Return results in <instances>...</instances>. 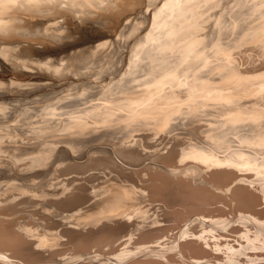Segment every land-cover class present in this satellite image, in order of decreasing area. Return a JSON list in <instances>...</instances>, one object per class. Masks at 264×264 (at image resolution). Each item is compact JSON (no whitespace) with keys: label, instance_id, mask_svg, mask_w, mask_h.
Here are the masks:
<instances>
[{"label":"bare ground","instance_id":"1","mask_svg":"<svg viewBox=\"0 0 264 264\" xmlns=\"http://www.w3.org/2000/svg\"><path fill=\"white\" fill-rule=\"evenodd\" d=\"M75 1L80 2L79 0ZM87 1L85 5H87ZM96 1L93 2L100 3V1ZM101 1L106 2L105 0ZM117 1L115 0L116 3H114L115 10L119 6L116 4L123 5V2L125 4L127 0H123V2L119 0L120 3ZM159 1L165 2L164 6L162 4L159 6L158 1L154 0L153 2L159 6L157 11L154 9L155 3L151 2L150 4H153L151 8L154 9L153 14L148 12L150 9L148 7L144 12L149 17V21V13L152 16L149 28L146 26L148 28L145 30V32L147 31L146 35L143 33L144 31L142 32V27L141 30L139 29L143 33L142 41H144L142 43L141 40L139 41L141 45L136 42L134 46H138L134 49L129 46L130 50L133 49L132 53H129L131 54L130 63L125 59L126 56L124 58L127 65L129 63V66L132 67H142L149 72L151 78L147 77L144 80L145 86L141 84V88L121 94L118 96L120 99L115 102H109V99L103 98L102 94L106 93L104 91L109 85L112 87L111 84L115 78L121 77L124 73L125 70L121 72L122 66L120 65L121 71L117 69L119 72H116L114 69L117 75L113 76V72V75L107 76L108 78L103 77L102 83L92 87L90 95L86 98L82 92H77L78 90L73 91V94L71 91H67L64 92V95L63 92L60 94L63 97L59 95L60 100L48 98L40 104L33 103L30 106L27 103L26 106L29 107L24 108L26 99L18 96L22 101L24 99L23 103L25 104L22 105L21 100L20 103L15 104L14 100L10 101L9 94L7 98L10 102H13L15 106H23L14 109V107L11 108L13 105L10 104L12 103L5 101L7 92L5 93L6 99L0 97V102H2L0 104V264H264V177L261 176V170L264 171V65H261L259 60L253 61L255 63L258 61L260 64L258 66L256 63L257 68L254 67L256 64L251 65V60H254L251 59L253 56L251 54V57L248 55L250 58L247 60L251 59L249 65L255 69H247L244 66L245 69L242 70L235 58L237 56H234L233 53L217 55L214 64L211 63L213 60L209 58V54H204L202 61L199 62L197 56H192L194 49L191 47L193 43H199L203 48H208L223 39L228 43H237V48L244 44L245 47L250 44L252 47L253 44L256 47L257 44L259 50L254 48V51H264V0ZM107 2L109 1L107 0ZM129 2L131 3V0ZM66 3V0H0V31L13 34V31L20 27L18 25L20 22L22 24L28 21L32 22L35 15L39 17L37 14L40 13L39 9L50 4H63L66 6L60 7L65 9L69 7ZM137 3H135L136 6H138ZM148 3L146 6L150 5ZM111 4L113 5V2ZM127 4H125L126 7H128ZM135 4L134 6L133 3L132 6L130 5L134 10ZM83 5L79 7L81 8ZM112 5L107 8L111 10ZM122 5L121 9L124 6ZM142 5L145 4H141V7H145ZM84 6L81 9L87 8ZM102 6L104 7V4ZM130 6L128 10H131ZM79 7H76L75 10ZM126 7L124 8L126 9ZM92 8L89 7L91 10ZM59 9L62 11V8ZM121 9L119 11L124 14ZM110 10L108 9V11ZM128 10L126 9L125 12ZM108 11L105 10L106 13ZM86 12L90 14L89 10ZM102 12H98V15L100 13L102 15ZM54 13L56 14V12ZM59 13L57 14L60 15L64 12ZM65 13L69 14V12ZM88 13L85 14L88 16ZM93 13L91 12L94 18ZM113 13L109 12L111 15ZM144 13L142 14L144 15ZM76 14L75 19L78 16L79 19L80 17L83 19V16ZM50 15L54 14L50 13ZM46 16L49 17L47 14ZM65 16L62 15V17ZM68 17L70 16L68 15ZM119 17L118 24L121 19L123 21V18ZM62 19L64 20V18ZM62 19L58 21L61 22ZM69 19L68 21H72V18ZM127 19L124 21L127 22ZM102 21H104V17ZM113 21L115 20L113 19ZM74 22L73 19L72 23ZM93 22L97 21L93 20ZM106 22L108 21L105 20ZM56 23L54 22V24ZM28 24L30 23L28 22ZM54 24L52 22L53 28H57L58 26L54 27ZM65 25L67 26V23ZM115 25L117 26V24ZM47 26L45 25L46 30H48ZM143 26L145 27V25ZM40 29L42 27H39L38 31ZM66 29L65 31H67ZM36 30L35 32H38ZM60 30L63 34V30L61 28ZM17 32L20 33L19 29ZM22 32L21 34H23ZM31 32L27 33V36ZM40 32L44 34L40 35L41 38L45 39L48 32L45 31L46 34L44 30ZM16 34L14 35L16 36ZM56 34L59 32L54 33L53 38ZM139 34L141 35V33ZM139 34L135 33L134 37ZM140 35L136 37L140 38ZM51 36L49 35L50 38ZM60 36H58L59 39ZM16 37L18 38V36ZM56 37L54 39L58 40ZM106 39L109 42V38ZM6 42L9 43V41ZM98 42L96 43L98 44ZM101 44L99 42L101 49H103V45L106 47V44ZM129 45L132 46V43ZM0 46L5 48L1 44ZM248 46L245 48L247 50L243 47L244 51H248ZM8 47L9 45L6 48L8 49ZM83 47L79 49H84L86 46ZM95 47L92 48L95 50ZM11 48L13 47L10 46ZM111 48H114V45ZM125 48L128 49V47ZM85 49L84 51H86ZM115 49H117L116 46ZM94 50L82 55L85 57H80L78 62L74 59L75 63H78L75 65L77 69H81V71H77L79 74L74 77L82 76L83 79L86 72L88 73L93 67L91 73L97 64L99 68L100 64L105 65L108 61L106 66H101V71L109 64L113 66V62L117 61L115 56L117 50L113 51L115 58L109 55L111 57V59L108 58L109 60L116 59L113 62L107 59L108 55L104 56L105 59L102 61L103 56L100 54L103 52L106 54L108 48L107 51L105 50L106 52L104 49L102 52L99 51L101 53H97L98 51L95 53ZM258 51L257 53H259ZM13 52L15 50H12L10 55ZM73 52L75 54V51ZM255 52L254 55H257ZM16 53L18 55V51ZM119 53L121 52L119 51ZM152 53L155 54L152 55ZM262 53L260 52V56H257L261 57V62H264ZM3 54L5 58L8 55L7 53ZM241 56L243 55H240L239 58H242ZM2 57L1 59H3ZM15 57L16 55L13 58L15 59ZM120 57L118 59L123 61ZM10 58L11 56L7 59ZM66 58H68L69 63L67 62V64L70 66V58L68 56ZM60 59L58 58L59 61ZM242 60L240 59V61ZM14 61L12 60V63ZM59 61L60 66H65L66 61L63 64L62 59V62ZM121 61L119 63L122 64ZM9 62L11 63V61ZM90 62L97 64L89 68V71L82 70V68L88 69L85 66ZM13 64L18 68L19 62ZM243 65H246V62ZM225 66L233 67L234 70H227ZM250 66L247 67L250 68ZM21 67L18 68L20 72L24 70L23 67L21 70ZM212 67H216V70L212 71ZM12 69L11 72L18 70L14 68L15 70L12 71ZM71 69L75 72L76 68ZM218 69L221 73L217 71ZM168 71L178 74V79L184 81L185 85L177 84L175 88L174 85L164 86L166 82L162 83L164 79L161 73ZM81 72L85 74L83 75ZM70 76L72 75L70 74ZM199 77L204 80L205 86L202 89L193 87ZM14 79L13 81L16 82L17 80ZM218 79L228 80L231 86L222 85L224 82L221 84L220 80L217 82ZM3 80L5 79L2 78L4 83ZM72 80L74 81V79ZM78 80L77 82H79ZM15 82L11 84H16ZM58 82L59 80L54 82V85H58L62 81ZM80 82H82L81 79ZM231 82H234L235 85ZM136 83H140V81ZM161 83V93L155 92ZM14 84L13 87H15ZM23 84H21L22 87L20 85V88L25 90ZM39 84L42 85L43 82ZM3 85H0L2 86L1 90H5ZM24 85H27L26 90L28 91L32 89L28 87L29 85L34 88V84L31 83ZM187 85H191V87L187 88ZM105 86L108 87L104 88ZM10 90L12 92V89ZM14 90H17L16 87ZM69 92L71 95H67ZM15 96L17 95L13 97ZM182 103H191L196 108L202 106L207 113L211 112L212 114L209 118H192L186 122L188 125L180 130L167 128L160 131L159 128L169 123L167 119L173 114L171 109L177 108ZM60 109L64 110L61 115L58 113ZM51 121L56 122L51 125ZM37 122L49 124L36 128ZM101 140L103 141L101 142ZM136 159H143V161L150 159L151 162L148 160L150 164L146 162L142 165L143 163L138 161L137 165L140 163L143 167L140 168L139 165L140 169L137 170V167L134 168L137 162H133ZM130 161L135 164L132 166L134 169L129 168L131 166H126L128 163L131 164ZM69 166L78 167L80 170L74 171L75 169L72 170ZM67 167L69 168L67 169ZM70 169L74 171L72 173H77V176H71L74 175L72 173L69 174L70 176H66L70 173ZM252 169L259 171L257 173L256 170L255 173ZM42 170L59 171L65 175V178L50 188L47 177L42 176L40 180L38 179V173ZM90 170H101L100 172L106 177L99 176L102 178L99 181L94 176L99 175L100 172L89 174ZM85 172L88 173L87 176H83L82 173L85 175ZM78 173L82 175L78 176ZM135 177L138 179L136 184L133 182ZM94 179L98 181L95 183ZM39 199L46 200L47 203L43 202L42 207L44 204L47 207L40 218L37 219L39 217L37 216L33 218L37 221L32 222L33 219L26 218L29 214L23 213L26 212L24 206L19 208V205L26 203L32 208L31 205L38 204ZM154 200L159 202L158 205L157 202L153 205ZM148 201H153L152 206L151 202L147 203ZM230 202L236 203L238 206L239 212L237 207H234L238 212L234 216L227 215V210L228 212L230 210L228 208H231ZM223 204H228L229 207L227 208V205L224 207ZM38 206L36 205L35 208ZM154 206L158 211L150 212ZM32 209L35 211L34 208ZM201 210L208 211L202 212ZM215 210H218L217 214L212 213ZM236 210L233 212L236 213ZM34 211H32V215L35 213ZM231 213L229 214L231 215ZM31 214L28 217L31 218ZM154 214V217L151 216ZM19 215L21 217L27 215L25 218L28 220H22ZM161 219L170 220L173 224L168 221L169 224L160 223ZM37 223L55 235L54 242H47L44 237L34 235L31 229ZM131 243L132 246L129 245ZM65 245L71 246L72 251L69 252L68 249L69 253H66L68 247L65 248ZM106 246L108 250L105 248ZM103 248L107 250L104 255L110 253L109 256L107 255L108 257L102 256L103 253H100L102 250L104 251Z\"/></svg>","mask_w":264,"mask_h":264},{"label":"rangeland","instance_id":"2","mask_svg":"<svg viewBox=\"0 0 264 264\" xmlns=\"http://www.w3.org/2000/svg\"><path fill=\"white\" fill-rule=\"evenodd\" d=\"M69 1H71V0H66V4H67V6H69V7H66L65 9L63 8V7H60V6H66V5H61V4H50V5H47V7H44V8H41L42 10L44 9V11H42L41 9H39L40 10V13H37V14H39V17H38V15L36 16H34V18L31 20L32 22H30V21H28L30 24H28V22H24L23 24H22V22H20L18 25H20V27H17L18 29H19V34H18V29L17 30H14L13 31V34H12V32H5L6 33V35H5V33L4 32H2V31H0L1 33H0V36H1V40H0V44L1 45H3L2 47H5V48H1V46H0V48H1V50L2 49H4L3 50V53H7L8 55V57L6 56V58H5V56H3L4 54L3 53H1L2 51L0 50V55H2L1 57L3 58V59H1V57H0V63L2 64H0V72H4V73H6L8 76H5L6 74H4V73H1L0 74V81H1V84L0 85H3V89H5V90H1V88H2V86H0V94H2V95H0V97H2V98H5V93H6V98L7 97H9V94H10V101H13L15 104L17 103L18 104V102L20 103L21 101H22V99L21 98H24V99H26L27 101L25 102V103H23L24 102V99H23V101H22V105L23 104H25V105H23V106H25L24 108H26V107H29V106H26L27 105V103L31 106V105H33V103L35 104H40L41 102H43V101H45L46 99H53V100H60L61 99V97H63V95L67 92V91H71V94H73L72 92L74 91L75 92V90L77 91V92H82V94H84L85 95V98L88 96V95H90V92H91V90L93 89L92 87H94V86H98L99 85V83H102L101 81H102V79H103V77H107L108 75H111L113 72V76H115V75H117V73L116 72H119V70H120V65L122 66V68H121V72H123V70H125L124 71V73L122 74V76L121 77H116L115 78V80L113 81V83L111 84L112 85V87H110V85H109V87L108 86H105L104 88H107L104 92H106L105 94H102L103 95V98H106V99H109V102H115L116 100H118V99H120L118 96H120L121 94H123V93H127V92H129V91H131V90H137V89H139V88H141V84H143V86H145V82H144V80L148 77V78H151L149 75V72L148 71H146V70H144V68H142V67H140V68H137V67H132V66H129V63H130V58H131V54H129L130 52L132 53V51L131 50H133L134 49V47H136V46H138V45H141V43L144 41H142V38H143V33L145 34L146 32H145V30H148V28H149V24H150V21H151V19H152V16L150 15V13H149V16H150V21H149V17L146 15V13H144V12H146L147 11V7H148V12H151V14H153V11H154V9H156L155 11H157V7H159L160 6V4H162V6H164V4H165V2L163 3L162 1H159V0H157L158 2V4H159V6H158V4L156 3V2H153L154 0H148V1H146V0H139V2H138V0H131V3L129 4L128 3V1H130V0H127L126 2L128 3H126L125 2V4H127L128 5V7H126V5L124 4V2H123V0H120L121 2H123V5L120 3V1L118 0L117 1V3H120V4H116L118 7H120V8H118L117 6V9L115 10V4L114 3H116L115 2V0L114 1H112L113 2V5L111 4L112 2L110 1V0H108L109 2H107V0H105L106 2V6H105V3H104V1H101V0H97L96 2H98V1H100V3L99 4H104V7L102 6V4L101 5H99L98 3H94L93 1H95V0H88L87 2V5H85V3H86V0L84 1V0H79L80 2H78L77 3V1H75L76 3H77V6H76V3L74 2V0L72 1V2H69ZM83 1H84V5L82 4L83 3ZM89 1H91V2H89ZM132 1H134V2H132ZM156 1V0H155ZM203 1H206V0H203ZM138 2V3H137ZM149 2V3H148ZM151 2H153V4H154V6H156V7H154V9L153 8H151V7H153V4H150ZM68 3H70V4H68ZM75 3V4H74ZM92 3V4H91ZM108 3H109V5H108ZM132 3H133V6H134V4L135 3H137V5L139 6V9H137L138 8V6H136V4H135V10H134V8L133 7H131L132 6ZM148 3V5L150 4V5H152V6H146V4ZM65 4V3H64ZM79 4H81V5H83L84 6V8L87 6V8H85V9H81V8H83V6L80 8L79 6H81V5H79ZM97 4H98V6H97ZM112 5V7H111V10L114 8V10H110V8H107V7H110L111 5ZM141 4H145V5H142V6H145V7H141ZM55 6V8H54V6ZM74 5V6H73ZM92 5H95V6H92ZM121 5L123 6V8L121 9ZM131 5V6H130ZM59 6V8H62V11L64 12L63 14H60V13H62V11L59 9V8H56V7H58ZM72 6V7H71ZM101 6V7H100ZM129 6H130V9L131 10H128L129 9ZM74 7V8H73ZM76 7H79V8H77V10L79 9H81L82 10V13L83 12H85V13H88V12H86V11H88L89 10V12H90V10L91 9H89V7H94V8H92V10H91V12L94 14V18H93V16H92V14H91V12H90V14H91V17L89 16L90 14L88 13V16L85 14V13H81V10L80 11H77V10H75L76 9ZM100 7V8H99ZM124 7H126V9L128 10V11H126L125 12V8ZM47 8V9H46ZM49 8V9H48ZM51 8H53V9H51ZM68 8H73L72 10L71 9H69L68 10ZM98 8V9H97ZM141 8V9H140ZM144 8V9H143ZM58 10V11H55V10ZM65 11H64V10ZM98 11V12H102V9H104L103 10V14L101 15V13L98 15V12L96 11V10ZM107 9V11H108V9L110 10V11H108V13H106L105 12V10ZM119 9H121V11L123 10V12H124V14L122 13V12H120L119 11ZM136 9H137V12H135L136 11ZM38 10V11H39ZM46 10H48V11H50V12H48V11H46ZM52 10V11H51ZM59 10L61 11L60 13H59ZM68 10V11H67ZM84 10H86V11H84ZM95 10V11H94ZM119 11V12H115V11ZM144 10V11H143ZM146 10V11H145ZM132 11V12H131ZM134 11V12H133ZM142 11V12H141ZM45 13V15H44V13ZM49 14H48V13ZM54 12H56V14L54 13ZM65 12H69V14L68 13H65ZM96 12V13H95ZM109 12L110 13H113L112 15L111 14H109ZM129 12H131V13H129ZM50 13H53L54 15L53 16H51L50 15ZM57 13H59L60 15H58ZM70 13H71V15H73V17H71V15H70ZM76 13H78L79 15H81V16H83V19H86L87 21H83V19H82V17H80V19L82 20H80L79 19V16L76 18L77 19V22H80L81 21V23H78L77 24V22H76V19H75V17L77 16V14ZM117 13H119V14H121V15H117ZM136 15H135V14ZM142 13H144V15H146V16H144ZM42 14V15H41ZM46 14L47 15H49V17H47L46 16ZM65 14H66V16H65ZM72 18V21L70 20L71 18L70 17H68V15ZM105 14V15H104ZM42 17H41V16ZM46 16V17H44V16ZM57 15H58V19H57ZM62 15L63 16H65V17H62ZM85 15V16H84ZM98 15V16H97ZM108 15V16H107ZM127 15H129V16H127ZM56 16V17H55ZM75 16V17H74ZM101 16V18H99ZM110 16V17H109ZM111 16H112V18L115 20V21H113V19L111 18ZM114 16V17H113ZM115 16H116V18H115ZM119 16H121V18H123V21H122V19L119 21V24H118V20L120 19V17ZM126 16V17H125ZM39 19H38V18ZM51 17V18H50ZM55 17V18H54ZM59 17H61V18H59ZM88 19H87V18ZM103 17H104V21H102L103 20ZM107 17V18H106ZM129 17H131L130 19H129ZM144 17H145V20H143L144 19ZM36 18V19H35ZM43 20H42V19ZM45 18L47 19L46 21H45ZM51 20H50V19ZM62 18H64V20L62 19ZM70 18V19H69ZM99 18V19H98ZM110 19V22H109V19ZM129 19L130 21L128 22V19H127V22H125L124 20L125 19ZM147 18V19H146ZM53 19H54V21H53ZM60 19H62L61 20V22L60 21H58V20H60ZM67 19V20H66ZM68 19L70 20V21H68ZM73 19H74V23H72L73 22ZM90 19V20H89ZM92 19V20H91ZM117 19V20H116ZM35 20V21H34ZM43 22H42V21ZM55 20H57V21H55ZM93 20L95 21H97V22H93ZM105 20H107L108 22H106L105 23ZM38 21V22H37ZM41 21V22H40ZM45 21V22H44ZM50 22L51 23V25H52V22H53V24H54V22L56 23V24H54V27H57V28H53V25L51 26V25H49V24H46V23H48V22ZM91 21V22H90ZM98 21H100L99 23H98ZM113 23H112V22ZM104 22V23H103ZM117 22V23H116ZM146 22V23H145ZM26 23H27V25H26ZM33 23V24H32ZM67 23V26H68V29H66L67 28V26L65 25ZM76 23V24H75ZM121 23V24H120ZM125 23V24H124ZM145 23V24H144ZM35 24H36V26L38 25L40 28L42 27V29H40V31H43L44 30V32L46 31V32H48L49 33V35L51 36L52 35V33H53V31H54V29H56L55 31H54V33H58L59 32V34H56L55 36H54V38L56 37L58 40H55L54 38H53V35H54V33H53V35L51 36V38L49 37V35H48V33H47V36L45 37V39L44 38H41V36L40 35H44V34H41V32L40 31H38L39 30V27H36L35 26ZM64 25V27H63V25ZM113 24V25H112ZM115 24H117V26L115 25ZM122 24H124V25H122ZM17 25V26H18ZM32 25V26H31ZM35 27H34V26ZM42 25V26H41ZM45 25L48 27V30H46V27H45ZM55 25H57V26H55ZM60 25H61V27H60ZM111 27H110V26ZM115 25V26H114ZM119 25V26H118ZM143 25H145V27L143 26ZM22 26V27H21ZM24 26V27H23ZM27 26V27H26ZM31 26V27H30ZM53 28H51V27ZM80 26V27H79ZM146 26H148V28H146ZM26 27V28H25ZM29 27V28H28ZM35 28V29H33V28ZM45 27V28H44ZM50 27V28H49ZM115 27V28H114ZM117 27V28H116ZM139 27V28H138ZM143 29H142V28ZM194 27H195V25H194ZM20 28H21V30H20ZM31 28V29H30ZM44 28V29H43ZM60 28L63 30V34L65 35H63L62 33H61V30H60ZM63 28H65L67 31H65V29H63ZM109 28H110V30H109ZM112 28V29H111ZM114 28V29H113ZM142 29V32L140 31L141 29ZM146 28V29H145ZM26 29V30H25ZM27 29H28V31L30 30V32H31V30H34V31H32L33 32V34H32V32H31V36L29 37V36H27V33H30V32H28L27 31ZM37 29V30H36ZM136 29H138L137 31H139L138 33L136 32ZM140 29V30H139ZM24 30V31H23ZM35 30L36 31H38V32H35ZM57 30H59V31H57ZM23 31V32H22ZM50 31V32H49ZM51 31H52V33H51ZM65 31V32H64ZM21 32L25 35H23V34H21ZM35 32V33H34ZM46 32H45V34H46ZM136 34H139V33H141V37L140 38H137V37H139V35H135V37H136V39H134L135 37H134V34L135 33ZM7 33H9L8 35L9 36H7ZM18 35H17V34ZM26 33V34H25ZM43 33V32H42ZM107 33V34H106ZM109 33V34H108ZM5 36H4V35ZM14 34H16V36H18V38L14 35ZM37 34H38V36H37ZM104 34V35H103ZM111 34V35H110ZM13 35V36H12ZM19 35H20V37H19ZM23 35V36H22ZM59 35H61L60 36V39L58 38V36ZM106 35V36H105ZM146 35V34H145ZM33 36V37H32ZM35 36V37H34ZM96 36V38H94ZM100 36V37H99ZM109 36H112V37H109ZM134 38H133V37ZM5 39H4V38ZM9 37V38H8ZM14 37H16V38H14ZM43 37V36H42ZM63 37V38H62ZM109 38L108 39V41L109 42H107V39L106 38ZM133 39H132V38ZM145 37V36H144ZM30 38V39H29ZM102 38H104V39H102ZM2 39H3V41H2ZM49 39V40H48ZM92 39V40H91ZM102 39V40H101ZM106 39V41H104L103 42V40H105ZM139 39V40H138ZM145 39V38H144ZM17 40V41H16ZM91 40V41H90ZM101 40V41H100ZM112 40V41H111ZM129 40H131V41H129ZM135 40V41H134ZM141 40V41H140ZM6 41H9V43L8 42H6ZM12 41V42H11ZM61 41V42H60ZM88 41H89V43H88ZM95 41V42H94ZM100 42V45H102L101 43H103V44H106L105 46L106 47H104V45H103V49H104V51L106 50L107 51V48H108V51L106 52V54H104V52L102 53V54H100L101 56H103V60L102 61H104V56L105 57H107L106 55H108V57H107V59L108 58H110L111 59V57L112 58H115L114 57V55L116 56V59H117V61L116 62H118V64H115L116 62H113L114 60H116V59H112V60H109V61H112L113 62V66H111L110 64L109 65H107V67H105V68H103L104 66H106V64H107V62H106V64L103 62V64H105V65H99L100 67L98 68V64L96 63V62H90L87 66H85V67H87L88 69H86V68H82L81 66H78V67H81L82 68V70L84 69V71L86 70H88L89 71V68H91L93 65L95 66L96 64V66H95V73H94V70L90 73V71L93 69V67L91 68V70L87 73L86 72V74L83 72H81L84 76H83V79L81 78L82 76H76V77H74L75 75H78L79 74V72H77V71H81V69H77V67L75 66L76 64H78V63H75V60H77L76 62H78V60H80V57H85V56H82V55H86L87 54V52H89V51H91V52H93V48L96 46V42ZM141 43H140V42ZM4 44H3V43ZM16 42V43H15ZM77 42V43H76ZM93 42V43H92ZM99 42H98V44H97V46L95 47V50H94V52L96 53L97 51V53H101L102 51H103V49H101V46L99 45ZM128 42H130L129 44H131L132 43V46L131 45H127V43ZM134 42V43H133ZM136 42H139V43H136ZM82 43V44H81ZM84 43V44H83ZM93 45H95V46H93ZM138 44V45H135L134 46V44ZM11 44V45H10ZM107 44H108V46H107ZM250 44V43H249ZM253 44V43H252ZM256 44V43H255ZM6 45V46H5ZM9 45V47H8V49L6 48L7 46ZM15 45V46H14ZM77 45V46H76ZM91 45V46H90ZM113 46L114 45V48H111V46ZM127 45V46H126ZM245 45V44H244ZM244 45H242V47L240 46V48L238 47L237 48V46H238V44L236 43V44H234V43H228V42H226V41H224L223 39H220L216 44H214L213 46H210V47H208V48H203V46L201 45V44H199V43H193V46L191 45V47H192V49H194V51H193V53H192V56L194 57V56H197L198 57V61L199 62H201L202 61V56H204V54H209V58L211 59V60H213L211 63H213L214 62V60L216 59L215 57L218 55V56H222L223 54H226V53H233V55L234 56H237V57H235L236 58V60H237V62H239V67H241V69L242 70H244L245 69V67L247 68V69H255V68H257V64H258V66L261 64V65H264L263 63L264 62H261L262 61V59H261V57L259 58L257 55H259L260 56V52L262 53V52H264V51H262L261 50V48H260V52L258 51L259 49H258V47L259 46H257V44H256V47H254V44H253V47H252V45L250 46H248V45H246V47L244 46ZM10 46L11 47H13V48H11L13 51L15 50V52H13L12 53V55H10L11 54V52H12V50L10 49ZM20 46V47H19ZM69 48H68V47ZM73 46V47H72ZM82 46H88L85 50L86 51H84V49H79L80 47L82 48ZM98 46H100V47H98ZM115 46H116V48L117 49H115ZM131 48H133V49H131L130 50V47ZM247 46L249 47L248 48V51L250 52H248V51H244V49L245 48H247ZM15 47V48H14ZM19 48V49H16V48ZM75 47V48H74ZM93 47V48H92ZM110 47V48H109ZM125 47H128V49L127 48H125ZM243 47H244V49H243ZM80 50L79 52H77L78 50ZM90 48V49H89ZM92 48V49H91ZM101 50H100V49ZM106 48V49H105ZM258 49L257 51L259 52V53H257V51L255 52L254 50L255 49ZM7 49V50H6ZM10 49V50H9ZM21 49V50H20ZM109 49H111V50H109ZM241 49V51H239ZM251 49H253V50H251ZM10 52H9V51ZM18 51V55H17V51ZM64 50H66V51H64ZM115 50H117V51H115ZM121 52V53H119V51ZM125 50V51H124ZM130 50V51H129ZM245 50H247V49H245ZM263 50H264V48H263ZM6 51V52H5ZM8 51V52H7ZM69 51H71V52H69ZM73 51H75V54H74V52ZM85 53H84V52ZM99 51H101V52H99ZM110 51H111V53H112V55H111V53H110ZM113 51H115V54H114V52ZM123 51V52H122ZM129 51V52H128ZM244 51V52H243ZM255 52V54H257V55H254V52ZM83 52V53H82ZM124 52H126V53H124ZM154 52H157V51H154ZM245 54H243V53ZM246 52V53H245ZM252 52V53H251ZM15 53V54H14ZM79 53V54H78ZM108 53V54H107ZM118 53V54H117ZM128 53V54H127ZM237 53V54H236ZM240 53V54H239ZM16 55V57H15V59L13 58L14 57V55ZM68 54V55H67ZM72 54V55H71ZM78 54V55H77ZM120 54H121V57H120ZM124 56H123V55ZM155 53H152V55H154ZM236 54V55H235ZM251 54L254 56H252L251 57ZM262 54H264V53H262ZM73 58H71L70 56ZM75 55V56H74ZM79 55H81V56H79ZM111 57H110V56ZM117 55H119L118 57H117ZM130 55V57H128ZM240 55H243V56H241L242 58H243V60H247V58H250L251 57V59H254V60H251V59H248L247 61H243L242 60V58H239L240 57ZM248 55H250V57L248 56ZM11 56V58L8 60L7 58H9ZM68 56L70 59V66L67 64V62L69 63V61H68V58H66V57ZM125 56H126V58H125ZM245 56H246V58H245ZM255 56H257L258 57V59H257V57H255ZM60 57H61V59H62V61H61V59H60ZM75 57H77V58H79V59H77V58H75ZM122 58V60L123 61H121V59L119 60L118 58ZM4 58H5V60H4ZM55 58H56V60H58V58L60 59V61L59 62H62V64L64 63V61H66L65 63H64V65L66 66V64H67V66H66V68H65V66H60L61 64L60 63H58V61H56L55 60ZM127 61H129V63H128V65L126 64L127 62H126V60ZM128 58V59H127ZM212 58H214V59H212ZM238 58H239V60H238ZM262 58H263V61H264V57H263V55H262ZM14 61V60H16V61H14L13 63H15V64H18V62H19V64H18V68H19V66H22L23 67V69L24 70H22V67H21V72H20V70L18 69V68H16L15 66H14V64L12 63V60ZM75 59V60H74ZM240 59L244 62H242V61H240ZM260 59H261V61H260ZM72 60H73V62H72ZM252 61V63H251V61ZM255 60H259V63H258V61H256V63L255 62H253V61H255ZM3 61H5V62H3ZM9 61H11V63L9 62ZM119 61H121V62H123L122 64L121 63H119ZM217 61H219V60H217ZM249 61V62H248ZM54 62V63H53ZM57 62V63H56ZM72 62V63H71ZM241 62V63H240ZM245 62H246V65L247 66H250L249 64L251 63V65L253 64V66L255 67V68H253V66L251 67L250 66V68L249 67H247L246 65H243V64H245ZM5 63V64H4ZM74 63V66H72V64ZM215 63V62H214ZM213 63V64H214ZM243 63V64H242ZM4 64V65H3ZM11 64V65H10ZM12 64H13V66H12ZM21 64V65H20ZM123 64H125L126 65V67H125V65L123 66ZM10 65V66H9ZM119 65V66H118ZM216 65V64H215ZM241 65V66H240ZM13 67V69L15 68V69H18V70H13L12 69V67ZM90 66V67H89ZM101 66H103L102 68V70L100 71V69H101ZM118 66V67H117ZM245 66V67H244ZM3 67H4V69H3ZM7 67V68H6ZM69 67H71V68H73L74 67V69H75V72H74V70L72 71V69L70 70V69H68ZM113 67V68H112ZM244 67V68H243ZM96 68H98V69H96ZM216 67H212L211 68V70L213 71V69L214 70H216L215 69ZM225 68L227 69V70H230V71H233L234 70V68L233 67H228V66H225ZM8 70V71H5V70ZM12 69V71H14V72H11L10 70ZM116 70V72H115V70ZM117 69H119L118 71H117ZM26 70V71H25ZM97 70H99V71H97ZM113 70V71H112ZM11 73H10V72ZM18 71V72H17ZM69 71H71V72H69ZM217 71H219V69L217 70ZM216 71V72H217ZM9 72V73H8ZM23 72V73H22ZM77 72V73H76ZM96 72H97V74H96ZM110 72V73H109ZM120 72V73H121ZM215 72V71H214ZM220 72V71H219ZM12 73H14V74H12ZM21 73V74H20ZM74 73H76V74H74ZM90 73V74H89ZM221 73V72H220ZM15 77V79L17 80L16 82L15 81H13V79H14V77L12 76V75ZM17 74V75H16ZM70 74L72 75V76H70ZM87 74H89L88 76H87ZM1 75H2V77H1ZM81 75V74H80ZM3 76H5V77H3ZM10 76H12V77H10ZM18 76V77H17ZM67 76H69V77H67ZM161 76H163V79L164 80H162V83L164 82H166V84H164V86H166V87H170V86H172V85H174L173 87L175 88L176 86H177V84H179V85H185L184 84V81H180L179 79H178V74H176L174 71H168V72H164V73H161ZM73 77V78H72ZM84 77H85V79H84ZM109 77V76H108ZM107 77V78H108ZM2 78H4L5 80L7 79V81H5V80H3L4 81V83L2 82ZM8 78H10V79H8ZM11 78H13L12 80H11ZM62 78V79H61ZM75 78H76V80H75ZM80 78L81 80H82V82H80V79L78 80V79ZM14 79V80H15ZM18 79H20L19 81L21 82H19L18 81ZM72 79H74V81L71 80ZM11 82H10V81ZM55 80V81H54ZM59 80V82L58 83H60L61 81V83L60 84H58V85H54V82H57V81ZM77 80L79 81V82H77ZM84 80V81H83ZM150 80V79H149ZM220 79H218L217 80V82H220L221 84H222V82H224V84H222V85H225V86H231V84H229L230 82H228V80H225L224 81V79H222V80H220ZM54 81V82H53ZM76 81V82H75ZM137 81H140V83H136ZM6 82H8L7 84H10L9 86H10V88L8 89V85L6 84ZM12 82H15L16 84H14L15 85V87H16V89L18 90H14L15 89V87H13V84H11ZM20 84H19V83ZM41 82H43V84L41 85V84H39V83H41ZM44 82H45V84H44ZM52 82V83H51ZM3 83V84H2ZM22 83H24V84H34L33 86H34V88L33 87H31L30 85L28 86V87H30V88H32L33 89V91H30V90H32V89H29V91H30V94L28 95V93H29V91L28 90H26V88H27V85H24L23 84V86H25V87H23V88H25V90L24 89H22V88H20V85L22 84ZM162 83L156 88V90L157 91H155V92H157V93H161V89H160V86H162ZM226 83H228L227 85H226ZM232 84L234 83V82H231ZM5 84H6V88H5ZM19 84V85H18ZM48 84V85H47ZM55 84H57V83H55ZM61 84H62V86H61ZM19 86V88H18V86ZM40 85L42 86L41 88H40ZM60 85V86H59ZM234 85H235V83H234ZM142 86V87H143ZM204 86H205V84H204V80L201 78V77H199L196 81H195V83H194V85H193V87L194 88H204ZM12 87V88H11ZM21 87H22V85H21ZM36 87V88H35ZM38 87V88H37ZM191 87V85H187V88H190ZM9 90V92H8V90ZM10 89H12V92H11V90ZM19 89H20V91H19ZM163 89V88H162ZM7 90V91H6ZM14 90V91H13ZM21 90H23L22 91V93H21ZM19 92V93H18ZM32 92V93H31ZM62 92H63V95H60V94H62ZM65 92V93H64ZM18 93V94H17ZM12 94V95H11ZM24 94V95H23ZM70 94V92L69 93H67V95H71ZM75 94V93H74ZM77 94V93H76ZM14 95H17V96H15V97H13ZM26 95V96H25ZM61 97H60V96ZM21 97L20 99H19V97ZM52 96V97H51ZM13 97V98H12ZM26 97V98H25ZM28 97V98H27ZM51 97V98H50ZM133 97V96H132ZM5 98V99H6ZM15 98H17V99H15ZM21 100V101H20ZM123 100V99H122ZM1 101V100H0ZM7 103L8 102H10L9 101V99L7 98L6 100H5ZM15 101H17V102H15ZM69 101H71V99H69ZM94 101V100H93ZM13 102H10V103H12V104H10L12 107L11 108H13L14 107V109H17V108H21V107H23L22 105H20V106H15L14 105V103ZM32 102V103H31ZM2 102H0V104H1ZM127 105H129L128 103H126ZM17 107V108H16ZM136 110H138V109H136ZM172 110V112H173V114H171L169 117H168V124L167 125H165L164 127H162V128H159L160 129V131H163V130H165V129H167V128H170L171 130H180V129H182L184 126H187L188 125V123H186V122H188L190 119H197V118H200V117H203V118H209L210 116H211V112L210 113H207L206 112V110L205 109H203V107L201 106L200 108H196V107H194L191 103H182V104H180V105H178L177 106V108H173V109H171ZM65 111H67V110H65ZM62 112H64V110H62L61 111V109L59 110V115H61V113ZM55 122L56 121H51V125H53V124H55ZM53 123V124H52ZM49 123H47V122H42V123H40V122H37L36 123V128H39V127H45V126H47ZM163 129V130H162ZM127 130V128L125 129V131ZM97 141V140H96ZM103 140H101V142H102ZM105 141V140H104ZM107 141V140H106ZM97 144H98V142H97ZM57 155V154H56ZM77 155V154H76ZM150 159H147V161L145 160V161H143V159H141V160H133V162H137V163H135L136 164V166H134L135 164H132L133 162L132 161H130V165H129V163L128 164H126V166L128 167V166H131V167H129V168H131V169H136V167H137V170L138 169H140L141 167H143L142 165H144L146 162L147 163H149L150 164ZM128 161V160H127ZM138 161L142 164V165H140V163H139V165H137L138 164ZM129 162V161H128ZM132 166H134V168H132ZM140 168H139V167ZM72 170H74V171H79L80 170V168L78 169V167H72V166H69ZM69 167H67V169L69 168ZM70 169V170H71ZM70 171V173H68V175H66V176H70L69 174H71L72 172H74V171ZM95 170V169H94ZM92 171V170H90L91 171V173L90 172H88L89 174H94V173H96V174H98L100 171L99 170H96V171ZM257 169H252V171H256ZM263 170H264V168H263ZM47 172V170H42V172H39L38 173V179L40 180L41 179V177L43 176V177H47V179H48V181H49V184H50V188H53L55 185H57V184H55V183H58L62 178H65V175H62L59 171H56V172H53L52 170L51 171H49L48 170V172H50V173H46ZM67 171V170H66ZM69 171V170H68ZM258 171L259 170H257L256 172L258 173ZM255 172V173H256ZM45 173V174H44ZM56 173V174H55ZM88 173H86L85 172V175H84V173H82L83 174V176H87L88 175ZM263 175H262V174ZM261 173L259 172V174H261V176L262 177H264V171H262L261 170ZM44 174V175H43ZM47 174H50V175H47ZM72 174H74V173H72ZM77 173H75L74 175H71V176H75ZM82 174H80V173H78V176H81ZM87 174V175H86ZM102 174V172H100L99 173V175H95L94 177H96V178H98V180L99 181H101V177L103 176V178H105L106 176L105 175H101ZM112 174V173H111ZM113 174H115V173H113ZM112 174V175H113ZM58 176V177H57ZM77 176V175H76ZM99 176H101V177H99ZM94 177H92V178H94ZM53 180V181H52ZM55 180V181H54ZM96 179H94V181H95ZM98 180H96L95 181V183L98 181ZM133 180H135V181H133L135 184L136 183H138L137 181H138V179L135 177V178H133ZM93 181V182H94ZM48 183V182H47ZM53 186V187H52ZM38 200V199H37ZM40 200V204L38 203V204H36L37 206L38 205H41V206H38V208L36 209L35 208V206L34 205H31V206H33L32 208H34L35 209V211L30 207V206H28L26 203V207H25V204L23 205V204H20L19 205V208H21V206L24 208V211H26V212H23V213H25V214H31L32 213V211H34L36 214H38V215H36L35 213L32 215L31 214V218L30 217H28L27 215H23L22 217H24V218H22L21 217V215H19V217H21V219L22 220H30V219H33V218H36L37 216H39V217H37V219L38 218H40V216L44 213L43 211L45 210V207H47V205L46 204H44V206L42 207V205H43V202L44 203H47L46 202V200L44 201V200H41V199H39ZM42 202V203H41ZM149 202H151L150 204H151V206H152V202L153 201H148L147 203L149 204ZM156 202H157V205H158V201H155L154 200V202H153V205H155L156 204ZM229 202V201H228ZM155 203V204H154ZM231 203V202H230ZM219 204V203H218ZM232 204V203H231ZM231 204H229L230 205V207L231 208H228L229 207V205L228 204H226L227 205V208L228 209H230L229 210V212H228V210H227V215H229V216H234V215H236L238 212H239V210H238V206H236L237 204L236 203H233L232 204V206H231ZM235 204V205H234ZM156 205V206H157ZM224 205V207H226V205L225 204H223ZM30 207V209H28ZM155 207V206H154ZM153 207V208H154ZM233 207V208H232ZM234 207H237L236 209L238 210V212H237V210L236 209H234ZM26 208V209H25ZM153 208H151L150 209V212L151 211H153V210H157V208L155 209H153ZM227 208H225V209H227ZM28 210V211H27ZM36 210H37V212H36ZM40 210V211H39ZM233 210H236V213H235V211L233 212ZM158 211V210H157ZM202 211V210H201ZM206 211V210H205ZM205 211H202V212H205ZM208 211V210H207ZM206 211V212H207ZM218 210H215V212H213L212 211V213L214 214V213H216ZM30 212V213H29ZM43 212V213H42ZM226 212V211H225ZM230 212H232L231 213V215L229 214ZM41 213V214H40ZM65 213V212H64ZM220 213V212H219ZM234 213V214H233ZM217 214V213H216ZM225 215V214H224ZM27 216V217H26ZM151 216H155V214L154 215H151ZM28 218V219H26V218ZM161 218V217H160ZM163 218V217H162ZM20 219V220H21ZM37 219H33L32 220V222L35 220V221H37ZM169 223H172L173 224V222H170V220H166V221H164V220H162L161 219V222L160 223H163V222H165L166 224H169ZM172 221V220H171ZM40 223H37V224H35V225H33L32 226V232L34 233V235H39V237H44L46 240H47V242H54V238H56L55 237V235H53V234H51V232H49V231H47L45 228H43V226H40L39 225ZM130 246H132V243L131 244H129ZM134 245V244H133ZM137 245V244H136ZM135 246V245H134ZM66 247H68V245L66 246L65 245V248ZM106 249H107V246L105 247ZM70 250L69 252H71L72 250V248H71V246H69L68 248H66V253H69L67 250ZM104 249V248H103ZM106 249H104V251L102 250L100 253H103L102 254V256H106V257H108L109 255H110V253H108L107 255H104L105 253H107V252H105V251H107Z\"/></svg>","mask_w":264,"mask_h":264}]
</instances>
